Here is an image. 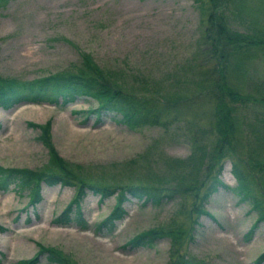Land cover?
I'll return each instance as SVG.
<instances>
[{"label": "rangeland", "instance_id": "1", "mask_svg": "<svg viewBox=\"0 0 264 264\" xmlns=\"http://www.w3.org/2000/svg\"><path fill=\"white\" fill-rule=\"evenodd\" d=\"M223 1L228 25L260 42L230 57L228 79L241 92L252 91L254 99L235 110V137L231 146L226 145L228 155L211 161L209 154L218 139L214 101L205 81L213 75L218 57L209 54L208 21L201 13L200 0L0 2V76H45L81 64L85 52L110 71L112 79L117 77L118 81L113 79L117 84L123 81L136 95H153L165 116L179 119L170 128H129L110 114L97 122V114L89 110L98 105V99L91 94H78L67 102L60 96L58 102L0 105V165L37 172L57 169L56 154L80 177L114 182L148 180L152 170L162 178L153 183L170 194L158 205L129 195L124 202L126 213L116 228L99 234L94 227L113 209L116 192L101 198L87 189L81 204L90 226L82 228L75 222L53 221L76 196L73 186L44 184L38 217L28 204L29 194L12 185L0 190V224L4 227L0 228V256L5 254L0 264L31 258L41 244L59 248L71 264H172L178 254L201 264H253L264 251V220L258 219L259 209L251 195L239 190L232 169L236 161L241 173L258 185L254 193L261 197L264 171L255 161L264 156V0ZM205 4L208 9L212 0ZM171 83L181 84L182 89L178 91ZM178 96L184 99L168 107L165 98ZM30 122H50L56 153L40 139V127ZM199 142L206 144L207 154L196 173L183 160L196 153ZM219 165V177L228 186L219 184L204 201L212 215L197 214L193 212L195 192L185 186L196 173L199 182L205 180L204 190L212 175L218 174ZM160 226L166 230L178 226V231L157 238L153 245H126L135 234ZM252 226L255 230L248 240ZM37 264L58 263L43 253Z\"/></svg>", "mask_w": 264, "mask_h": 264}, {"label": "trees", "instance_id": "2", "mask_svg": "<svg viewBox=\"0 0 264 264\" xmlns=\"http://www.w3.org/2000/svg\"><path fill=\"white\" fill-rule=\"evenodd\" d=\"M7 0H0L4 2ZM201 13L207 15V26L205 38L209 47L210 56H217L218 61L215 66L213 75H209V78L205 81L208 86V94L214 101V111L212 110L213 118H215V132L217 135V141L212 145L213 152L209 154L208 161L212 159H218L228 155V150L233 143L235 137L234 133V118L235 110L238 109V105L245 104L254 99L252 91L241 92L233 83L228 79L226 68L228 66L230 57L238 52L247 51L252 45L258 44L260 41L250 38L251 35L242 32L239 29L228 25L225 21V2L223 0H212V4L208 9L206 8L205 0H200ZM248 34V35H247ZM84 60L81 64L71 68H64L52 74H48L41 77H35L32 79H20L18 77H2L0 76V105L7 108L15 103L21 101H43L48 100L51 102H58L60 96H62L63 102L70 101L78 94H91L98 99V105L89 110V112H95L97 114V122L103 121V115H112L116 120L126 124L129 128H137L147 125L163 126L170 128V124L179 121L176 115H172L171 118L164 115L157 103V98L153 95L143 97V95H136L125 88L124 82L118 84L113 79L117 77H111L113 75L110 71L104 70L96 61L88 54L84 52ZM118 81V80H117ZM175 85L174 88L178 91L181 84L171 83ZM179 88V89H178ZM184 90V89H183ZM184 98L178 96L176 99L165 98L167 106L175 102H180ZM247 100V101H246ZM214 120V119H213ZM193 123V121H188ZM33 125L39 126L41 129L40 139L54 151V146L51 139L50 122L46 124H36L30 122ZM211 131L212 128H211ZM199 134V133H198ZM193 139V141H196ZM252 141H249L251 146ZM195 148V147H194ZM193 148V150H194ZM206 144L199 142L197 144L196 153L189 155L184 162L191 164L192 169L198 172L201 165L204 163L206 157ZM201 153V154H200ZM60 163L57 169H48L46 171L37 172L34 169L27 167H4L0 165V190H9L12 185L16 187L21 193L27 192L29 194L28 204L33 206L35 214L39 217L38 204L43 199V186H73L76 192V196L68 203V205L57 215L53 217V221L57 224H70L72 222L77 223L82 228H88L90 226L88 220L84 215V211L81 204V197L88 188H91L94 193L100 194L101 198H105L116 192V203L111 212L104 217L101 221L96 223L94 230L103 234L114 230L117 226V221L121 219L126 213L124 202L129 198V195H133L142 202H151L153 204H160L163 200L168 199L170 194H167L162 190V187L157 186L153 182H161L162 178L156 176L154 171H150L149 179L144 181L137 178H129L128 180L121 179L109 181L105 179H93L83 178L74 174L68 164L61 160L56 154ZM177 160H173L172 163L177 164ZM215 161V160H214ZM211 166L213 167V162ZM237 162H233V173L239 180V190L245 194L251 195L255 207L259 209V220H264V183L261 186V197L254 193L256 185L254 181H251V177L242 174L240 168L237 167ZM260 167L261 171H264V156L263 159L255 161ZM222 165H219L218 174L212 175L208 186L203 190L204 182H199L195 174L192 175L193 180L185 187L189 191L195 192V203L193 205V212L208 213L203 206L208 196L216 190L219 184L228 186L219 177ZM211 171V167L209 166ZM213 173V171H211ZM209 172V173H211ZM167 179H164V181ZM253 194V196H252ZM199 199L200 202L198 201ZM212 215V214H211ZM30 217V216H29ZM215 217V216H213ZM31 218V217H30ZM30 220V219H29ZM194 221V219H193ZM174 229L166 230L165 227H151L144 231L135 234L133 237L127 240L126 245L137 248L141 245H153L157 238L165 236L169 233H177L178 226H172ZM0 228L4 227L0 224ZM255 226H252L247 235L248 240L254 233ZM177 230V231H175ZM46 254L47 258L58 264H71L69 258L63 254L59 248L54 246H44L41 244V250L37 255L31 258H23L18 264H37L41 254ZM2 253L0 256V263L3 260ZM264 261V251L260 253L254 260L253 264H260ZM172 264H201L199 262L192 261L186 255L178 254L177 259Z\"/></svg>", "mask_w": 264, "mask_h": 264}]
</instances>
